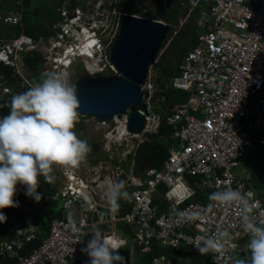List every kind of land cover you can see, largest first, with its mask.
<instances>
[{"label": "built area", "instance_id": "built-area-1", "mask_svg": "<svg viewBox=\"0 0 264 264\" xmlns=\"http://www.w3.org/2000/svg\"><path fill=\"white\" fill-rule=\"evenodd\" d=\"M77 1L78 5L73 6L72 0H66L58 9L59 19L52 25L50 36L39 39L25 34L3 36L6 43L0 47V62L12 66L16 72L18 59L35 54L42 60V75L68 72L70 76L72 68L77 69L79 63L91 75L115 73L109 54L121 20L125 15L140 16L127 9L131 0ZM200 4L208 8L202 6L198 14L197 42L180 61L179 75L170 81L173 89L189 94L188 100L161 118L155 117L147 107L144 131L157 129L160 122L171 129L169 156L162 168L136 174L141 140L139 135L126 131L125 116L111 121L90 117L88 121L79 115L77 124L90 123L101 134L104 150L109 154L108 162L115 165L107 168L104 162L85 172L90 178L88 183L75 169L62 167L65 182L56 196L64 209H74V213L53 218L44 236L29 217L14 234H6L0 241V264H76L83 246L78 241L92 236L94 231L114 237L119 250L129 247L131 253L137 250L139 256L150 254L154 247L171 251L153 256L150 264H174V260L179 263L185 252L207 258L209 264H231L230 256L249 254V237L240 219L241 206L215 203L208 209L214 202L204 204L194 201V196L198 189L211 193L239 191L253 207L255 218L264 221L263 201L251 189V176L233 172L253 142L264 153V0H192L189 14ZM17 15L20 14L0 15V23H20L22 16ZM90 43L93 48L88 49ZM1 80L2 76L0 85ZM145 85L146 91L152 93L148 79ZM150 99L149 96L147 100ZM247 116L249 121L245 124ZM122 134L137 139L128 161L118 153L119 160L112 156L118 149L114 145H121L117 140L126 141L125 146L131 143L126 136L120 137ZM124 165L129 169L126 174ZM187 178L193 179L192 182L188 184ZM109 181L124 182L125 190L131 195L129 209L119 216L107 209L105 219L96 223L86 210L96 213L105 209L92 201L95 198L101 204L107 201L105 190ZM162 186L165 191H161ZM156 195L166 199L168 206L164 210L154 206ZM75 209L83 211L77 214ZM184 213L197 214L198 218L188 221ZM119 223L129 227L131 240L117 232ZM102 225L110 233L102 231ZM217 229H227L237 247L226 246L223 254L201 255L198 246L202 239ZM35 241L40 245L30 254H23L25 246Z\"/></svg>", "mask_w": 264, "mask_h": 264}, {"label": "clouds", "instance_id": "clouds-1", "mask_svg": "<svg viewBox=\"0 0 264 264\" xmlns=\"http://www.w3.org/2000/svg\"><path fill=\"white\" fill-rule=\"evenodd\" d=\"M89 48H93L92 43L88 44ZM85 58L94 61L89 55ZM77 70L78 74H89L81 63ZM77 91L66 73L50 72L41 77L40 83L11 99L9 114L0 118V210L19 207L14 199L18 184L26 188L25 195L39 203L43 199L38 192L41 176L49 183L54 165L65 169L78 168L92 152L88 142L75 131L80 107ZM106 194L111 212L118 210L120 199L131 200L123 181H109ZM208 199L214 202L208 205V209H212L215 203L241 206L240 219L249 237V254L230 256L231 264H264V221L255 218L254 209L247 199L232 189L213 192ZM183 215L188 221L198 218L197 214ZM6 219L0 211V222ZM69 220L73 231H77L71 217ZM232 241V234L227 229H217L202 239L198 250L201 255L223 254L226 246L237 247ZM78 242L84 243V240ZM81 251L90 258L89 264H122L123 261L119 245L100 231L93 232Z\"/></svg>", "mask_w": 264, "mask_h": 264}, {"label": "water", "instance_id": "water-1", "mask_svg": "<svg viewBox=\"0 0 264 264\" xmlns=\"http://www.w3.org/2000/svg\"><path fill=\"white\" fill-rule=\"evenodd\" d=\"M169 7L158 4L154 7L160 21L146 17L125 15L118 34L110 48V63L115 73L109 75H77L79 102L78 113L97 120L111 121L114 117H126V130L131 135H139L144 130L148 108L142 90L148 79L149 68L154 64L163 41L174 22L168 16ZM151 143L140 144L137 162L140 167L147 163ZM122 264H130L129 250H119ZM90 258L82 252L76 264H89Z\"/></svg>", "mask_w": 264, "mask_h": 264}, {"label": "trees", "instance_id": "trees-1", "mask_svg": "<svg viewBox=\"0 0 264 264\" xmlns=\"http://www.w3.org/2000/svg\"><path fill=\"white\" fill-rule=\"evenodd\" d=\"M33 0H2L0 1V14L1 12H10L13 11L15 13L21 12L22 13V19L20 23L17 24H0V37L6 36V37H12V36H21L22 34L28 35L34 39H39L41 36H50L52 34V28L51 26L58 21L59 15L57 13L58 9L63 6L66 0H38L37 6L32 7ZM77 0H72L73 6L78 5ZM139 6V4H137ZM134 6V5H133ZM136 6V7H138ZM206 6L205 4H200L189 16L187 20V25L190 26V30L192 32L187 31L186 26L185 28L178 34L177 36H174L173 39L170 42V46L167 50H171L172 47L178 46L176 49V56L179 58L178 62L175 63V65H172V62H169V64L165 63L168 61V58L166 55H162L161 58L158 60L157 65L159 66L158 69L163 73V82L166 86L165 91L163 92V104L169 105L173 103H183L186 102V100L189 97V94L184 91L175 90L171 87V79L175 76H178L180 73L179 70V64L182 58L195 46L197 42V36L195 31V22L198 18L199 11H201V7ZM206 8H208L206 6ZM44 11V16H41V11ZM131 12H137L134 8L130 9ZM130 12V13H131ZM140 17H146L145 15H139ZM182 38H185L186 40L184 43H182ZM25 61L27 63V66L29 67L30 71L35 70L38 65L41 66V59L38 56L31 57L27 56L25 58ZM166 64V65H164ZM4 76L6 79L12 80L15 82V78L13 77L15 75L17 80H21V77L16 74L14 68L9 65H5L3 62H0V77ZM27 88L26 90H28ZM24 90L23 92H25ZM176 91H180L181 95L180 97L176 98L175 93ZM12 97H9V100L11 101ZM10 104L5 105L3 108H0V118H3L4 116H7L10 112ZM168 128L165 127L164 124L160 125L159 134L162 135L163 133L167 132ZM250 148H254L257 153L260 151V147L253 142ZM167 146H163L157 143H153L150 152L147 155L148 160V166H152V168H160L163 161L167 158ZM250 154L249 148L244 154V156L241 158L240 161L244 160L248 155ZM258 176L259 181L261 180L264 182V167H260L258 169ZM46 185V182L42 180V176L40 177V187L38 188V192L42 194L43 199L40 201L42 204L37 206L33 202L35 201L33 198L25 195L26 188L23 185H17V194L14 197L16 201L19 203V207H31L32 214L35 216L37 223L41 226L42 229L45 230V234L48 232V226L50 225V222L55 217H61L62 214L58 211H56L54 208L56 206V202L53 199L54 192L48 191L47 193H43V187ZM46 188V186H45ZM199 194V193H198ZM197 194V195H198ZM259 198H261L260 193L258 194ZM200 200L202 199L200 195L197 196ZM264 199H262L263 201ZM264 205V201H263ZM19 207L15 208H5L3 210V213L5 215L8 214H15ZM18 218L23 220L24 215L19 214ZM13 226L11 224H8L6 222H0V241L4 234L6 233H13ZM122 227L119 226V229ZM128 227H125L124 233H128V237L131 236L129 233ZM40 245V242H35L33 244H30L26 247L24 250V253L28 254L31 253L35 248H37ZM171 251L168 249H162L158 247H154L152 252L148 255H142L141 256V262L142 264H150L151 259L153 256L158 254H169ZM190 264H209L205 258L201 256L191 255L190 257ZM174 264H180L176 260L173 261Z\"/></svg>", "mask_w": 264, "mask_h": 264}, {"label": "rangeland", "instance_id": "rangeland-1", "mask_svg": "<svg viewBox=\"0 0 264 264\" xmlns=\"http://www.w3.org/2000/svg\"><path fill=\"white\" fill-rule=\"evenodd\" d=\"M2 1V0H0ZM158 1V0H157ZM37 2L38 0H33L31 6L32 7H36L37 6ZM132 4H135L136 6H138L137 4H139L138 7H134L135 10H137V14L138 15H145L146 18H150L154 21H160V19L155 15L154 13V4H155V0H131ZM189 6H187V8H185L183 10V12L179 15L178 13H176L177 16V21L173 22L171 25V30L169 31L166 39L163 41L160 51L158 53V55L155 58V62L154 64L149 68V73H148V83H150L152 85V93L147 90V85L142 86V90L146 93V95L144 96V101L147 105V107H149L151 113L153 115H155V117H161L163 115V113L165 112V109H163V106L165 107L164 104H162V98H163V92L165 91V84L163 82V73L158 69V65L157 62L158 60L161 58L162 55H166L168 58V61H166L165 63L169 64V62H172V65L178 62L179 58L176 56L175 52L176 49L178 48V46L176 47H172L171 50H168L169 46H170V42L173 39L174 36H177L178 34H180V32L185 28L187 31L192 32L190 30V26L192 25H187V18L190 15L189 14ZM12 13H15L13 11H10ZM7 12H1L0 15H4ZM18 14L22 15L21 12H18ZM20 15H17L19 17H21ZM41 16H44V11H41ZM186 21V22H185ZM1 24V23H0ZM52 28V26H51ZM185 38H182V43H184L186 40H184ZM6 43V40H4V37H0V47H4L3 44ZM26 56V55H25ZM24 57L20 58L17 60V65H16V72H18L22 77L21 80H17L15 75L13 76L15 79V82L12 80H7L6 77L2 76L3 80H2V85H0V108H3L5 105L10 104V100L9 97H14L17 94L23 93L24 90H26L27 88H31L34 87L36 84L41 82V77L42 75V71L44 69L43 64H41V66L30 71L29 67L27 66V63L25 61V59H23ZM23 59V60H22ZM20 62H22L21 65ZM164 64V65H166ZM177 65V64H176ZM175 65V66H176ZM79 70H77L76 68H72L71 71V75L68 76V72L66 73L69 79V82L71 84H74V82H76L77 80V75ZM27 91V90H26ZM151 97L150 100H147L149 98V96ZM176 98L180 97L181 92L176 91V93L174 94ZM164 99V98H163ZM163 106H162V105ZM172 105H174V108L180 104L175 105V103H173ZM249 109H251V106L248 107ZM86 120L90 121V117L89 116H85ZM95 120H97L95 118ZM249 121V117L247 116L244 123L247 124V122ZM83 128H84V132L83 130H79V132L77 131L78 129H76L75 131H77L78 135L80 136L81 139H84L89 143H94L96 142L99 145V148H101V150L98 151V153L100 155H98V159L96 160V162L98 161H103L105 155H109L106 153V151L104 150V144L105 142L102 140V136L99 132H96L97 130L93 129L90 123H83ZM79 128V127H78ZM83 132V133H82ZM82 133V134H81ZM114 135V134H113ZM162 136H164V133L162 134ZM140 139H142V141H150L152 139H149L147 137L146 134H141L140 135ZM126 140H128L129 142H131L129 145L125 146L126 141H122L121 143H123L122 145H114L118 148L116 151L113 152V157L115 158V160H119V158H117V153L120 155H123L125 160L128 161L129 158L132 156V154L134 153L135 150V144H136V139L131 138L130 136H126ZM158 141V140H157ZM165 142V138L160 137L158 143H160L161 145H163V143ZM134 144V147L131 149V146ZM95 152V151H94ZM249 152L250 154L241 162L237 163V165L233 168V172L235 173H239L242 174L243 177L245 176H251L250 178V182H251V189L258 195L260 193V197L261 199H264V182H262L261 180L259 181V176H258V169L260 167H264V153H261L259 151V153H257L255 151L254 148H249ZM91 159L89 158V155L87 156L86 160L83 161L81 163V165L76 169V173L77 175L83 179L86 183H88L89 181V177L85 176L83 173L88 172L89 170L92 169V166L90 164ZM151 167V166H148ZM143 172V171H142ZM108 172H106V174H108ZM51 175V182L46 183V185H44L43 187V193H47L48 191H54V192H58L60 190V188H62V186L64 185L65 179L64 176L62 174V167L59 166H53V171L50 173ZM42 180H44V177H42ZM46 186V188H45ZM205 194V192H203V195ZM259 196V195H258ZM98 199V198H97ZM264 201V200H263ZM35 205L39 206L42 203L39 202L37 203L36 201L33 202ZM63 206L62 202H56V206H55V210L58 211L60 207ZM34 208V207H33ZM31 207H23L20 206L18 211L15 214H8L6 215L7 219L6 223L11 224L13 227V229L19 225H21V219L18 218L19 214H26L28 213V215L32 214V209ZM32 217V216H31ZM28 219V218H27ZM33 218H31L30 220H32ZM121 229L120 232L124 233L125 231V225H121ZM129 229V227L127 228ZM92 237V236H91ZM123 237H125L127 240H131L132 239V235L131 236H126L125 234H123ZM89 237H86L82 246V249L85 247L87 241L89 240ZM135 255L133 257V264H142L141 262V257L138 256V252L137 250H135ZM82 254V251H81ZM184 259L182 261H180V264H189V259L191 257V254L188 252H185L183 254Z\"/></svg>", "mask_w": 264, "mask_h": 264}, {"label": "crops", "instance_id": "crops-1", "mask_svg": "<svg viewBox=\"0 0 264 264\" xmlns=\"http://www.w3.org/2000/svg\"><path fill=\"white\" fill-rule=\"evenodd\" d=\"M134 5V6H133ZM136 5L135 4H130L129 6H128V10L130 11V9H132V8H134ZM156 6V5H155ZM131 12V11H130ZM131 13H135V12H131ZM136 15H138L137 13H135ZM191 15V14H190ZM189 15V16H190ZM22 16V15H21ZM189 16H188V18H189ZM188 18H187V20H188ZM186 20V21H187ZM185 21V22H186ZM197 21V20H196ZM195 31H196V22H195ZM197 34H198V31H197V33H196V36H197ZM35 56H38V55H33V56H31V57H35ZM39 57V56H38ZM41 59V58H40ZM41 64H42V60H41ZM32 71V70H31ZM2 81V80H1ZM189 98V97H188ZM188 100V99H187ZM186 100V101H187ZM163 101H164V99L162 98V104H163ZM183 103H185V102H183ZM161 104V105H162ZM178 104H181V103H178ZM176 105V104H175ZM163 106V105H162ZM163 109H165V112L163 113V115L161 116V117H163L165 114H167V113H169V112H171V111H173L175 108H174V105H172V104H169V105H166L165 107L163 106ZM160 117V118H161ZM83 123H79V124H76V129H78L77 131L79 132V130H83V132H84V128H83V125H82ZM161 124H164V122H160V124H159V126H158V128L157 129H155V130H151V131H144L143 130V132L142 133H140L139 134V136H138V139L139 140H141V143L140 144H142V143H144V142H149V143H151V147H152V144L155 142V143H157V144H160V143H158V141H159V138L160 137H163V138H165V142L163 143V146H167L168 147V150H167V153H168V155H167V158H168V156H169V149H170V145H171V140H170V134H171V129L169 128V127H167L165 124V127H167L168 128V131L167 132H165L164 133V136H162V135H160L159 134V129H160V125ZM92 126V125H91ZM79 127V128H78ZM92 128L95 130V128L92 126ZM75 129V130H76ZM82 132V133H83ZM97 132V131H96ZM81 133V134H82ZM146 134L147 135V137L149 138V139H152V140H150V141H142V139H140V135L141 134ZM158 140V141H157ZM136 142H137V139H136ZM140 144H139V146H140ZM253 144V143H252ZM251 144V145H252ZM161 145V144H160ZM251 145H250V147H251ZM139 146H138V148H137V156H138V150H139ZM249 147V148H250ZM151 150V149H150ZM248 150V149H247ZM260 152L261 153H263L262 151H261V149H260ZM89 155V158L91 159L89 162H90V164H91V166H92V168H96L98 165H100V164H103L104 162L106 163V165H107V168H111V167H113V165H115L114 164V162H112V161H110V162H108V158H107V156L105 155V157H104V160L103 161H98V162H96V160L98 159V155H100L98 152H94L93 150H92V152L91 153H89L88 154ZM148 155V154H147ZM166 158V159H167ZM166 159L163 161V163L166 161ZM108 162V163H107ZM241 162V161H240ZM138 163V162H137ZM163 163L161 164V166H160V168L158 169H156V168H152V166L151 167H148V160H147V163H146V165L145 166H143V167H140L138 164H137V167H135V171H136V174H143V173H145L146 171H148V170H160L161 168H162V166H163ZM76 170V169H75ZM128 171H129V169H128V167L127 166H125L124 165V167H123V172H124V174H126V172L128 173ZM143 171V172H142ZM84 174V173H83ZM192 180L193 179H191V178H187V182H188V184L189 183H191L192 182ZM166 190V188L164 187V186H162V188H161V191H165ZM54 192V191H53ZM203 192H205L204 190H200V189H198L197 190V194L198 195H200L201 196V200L197 197L198 195L196 194V196H194V201H198V202H201V203H204V204H207L208 202H209V199H208V197H209V194H211V192H209V191H206L205 192V194L203 195ZM105 194H106V190H105ZM57 192H54V196H53V199H54V201L55 202H61V200H59L58 198H57ZM107 195V194H106ZM154 206H156L157 208H159V209H161V210H164L167 206H168V204H167V201H166V199L162 196V195H156V197L154 198ZM63 203V202H62ZM92 203H94V205H96L97 204V206L98 207H103V208H105V209H100V211L99 212H96V213H91V212H89V211H87L86 210V212L88 213V216L89 217H93L94 219H92V220H94V222H100V220H104L105 219V212H106V210L107 209H109V205H108V198H107V201L106 202H103V204H101V202L97 199V198H95L93 201H92ZM118 203H119V208H118V210L115 212V214H117L118 216L119 215H121L122 213H124V212H126L128 209H129V204H128V200H124V199H120L119 201H118ZM85 208L87 209V206H85ZM75 211H76V213L77 214H80L82 211H83V209H82V211H78V210H76L75 209ZM58 212H60L61 214H62V216L61 217H55V218H63V217H65V216H68V215H71L72 213H74V209H64V207L62 206V207H60L59 208V210H58ZM24 215V218H23V221H21V225H19V226H17V227H15L14 229H13V233H6V234H14L15 233V231H16V229L17 228H19V227H22L24 224H25V222H26V220H28L29 219V217H31V218H33L34 219V221L37 223V220H36V218H35V216L33 215V214H30V215H28V213H26V214H23ZM28 218V219H27ZM51 223V222H50ZM97 225H101V223L100 224H97ZM121 225H123L122 223H119L118 225H117V232L119 233V234H125L126 235V233H122V232H120V229H119V226H121ZM37 226H39L40 227V229H41V231H42V236H44V235H47L48 234V232H49V229H50V225L48 226V232L45 234V230L44 229H42L41 228V226L37 223ZM126 226V225H125ZM100 229H103L102 231H104L105 232V230L106 231H108V227L107 226H100ZM109 232V231H108ZM108 232H106V233H108ZM110 233V232H109ZM6 234H4L3 235V237H2V239L4 238V236L6 235ZM127 236V235H126ZM90 239H91V236L89 237ZM2 239H1V241H2ZM35 242H37V241H35ZM35 242H33V243H35ZM39 242V241H38ZM32 243V244H33ZM28 245H30V244H28ZM28 245H26L25 246V249H26V247L28 246ZM24 249V250H25ZM127 249V248H126ZM24 250H23V254H26V253H24ZM122 250H124V249H122ZM127 250H129V252H130V254H132L131 255V262H130V264H133V257H134V255L136 254L135 252H133V253H131V250H130V248L128 247V249ZM28 254H30V253H28ZM27 255V254H26ZM139 256V255H138ZM141 257V256H140ZM204 258V257H203ZM205 260H207L208 261V259L207 258H205ZM208 263H209V261H208ZM189 264H190V260H189Z\"/></svg>", "mask_w": 264, "mask_h": 264}, {"label": "flooded vegetation", "instance_id": "flooded-vegetation-1", "mask_svg": "<svg viewBox=\"0 0 264 264\" xmlns=\"http://www.w3.org/2000/svg\"><path fill=\"white\" fill-rule=\"evenodd\" d=\"M155 4L154 6L158 5V4H163L165 7H169L168 9V16L170 19H173L174 22L177 21V16H179L183 10L185 8H187L188 5L191 6V1L192 0H155ZM189 6V8H190ZM176 13H178L179 15H176ZM176 20V21H175ZM101 75H108L107 73L101 74ZM89 145L91 146L92 150L95 152H98L99 150H101V148H99V145L94 142V143H89Z\"/></svg>", "mask_w": 264, "mask_h": 264}, {"label": "bare ground", "instance_id": "bare-ground-1", "mask_svg": "<svg viewBox=\"0 0 264 264\" xmlns=\"http://www.w3.org/2000/svg\"><path fill=\"white\" fill-rule=\"evenodd\" d=\"M124 136H128V134H122L120 137H124ZM108 238H110L111 240H113L114 242H116L117 243V240L114 238V237H108Z\"/></svg>", "mask_w": 264, "mask_h": 264}]
</instances>
